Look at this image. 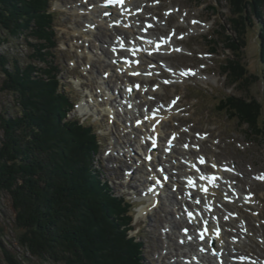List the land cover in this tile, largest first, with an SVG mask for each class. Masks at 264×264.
I'll list each match as a JSON object with an SVG mask.
<instances>
[{
	"label": "rangeland",
	"instance_id": "374dc122",
	"mask_svg": "<svg viewBox=\"0 0 264 264\" xmlns=\"http://www.w3.org/2000/svg\"><path fill=\"white\" fill-rule=\"evenodd\" d=\"M94 1L54 0V7L58 10L56 28L59 31V47L57 53L61 63L63 81L72 97L78 102L83 99L99 100L95 101L97 111L93 109L94 103L91 104L90 113L81 114L77 107L70 113V117L78 114L82 121L95 122L94 127L99 131L102 143L100 153L95 157V166L102 178L110 182L113 191L126 194L132 199L136 214L132 222L134 230L131 231V235L143 241L144 263L191 264L190 258L186 259L187 256H184L193 246L187 247L182 241L190 221L184 220L180 205L176 203L175 196H173L174 199L172 198L173 192L170 191L173 189V184L168 186V183H163L167 185L166 191L158 192L156 203H153L152 197L142 196L144 188L147 189L150 184H153L151 182L152 171L157 168L158 162L151 163L150 159V162L146 163L147 157L140 146L141 144L147 147L144 142H140L144 130L141 129L133 134L127 129L131 123L141 127L145 123L144 119H139L140 123L143 120L141 125L136 124L138 121L136 118L141 115L136 114V116L129 117L128 109L119 106L120 102L128 104L124 94L127 90L125 89L127 82L124 78L118 80L116 76H113L112 71L116 69L118 62L117 59L112 60L115 56L113 50H110L105 43L110 37L116 38L117 33L111 34L110 30L101 26V30L94 29L93 37L82 34V30L87 28V18H89L83 12L96 6ZM255 1L259 4L262 14L253 13V20L264 26V0ZM81 3L84 5L82 6ZM215 3L216 8H212L211 6ZM141 4V2H136L135 6ZM143 4L147 8L140 24L143 26L146 21H151L150 24L155 27L152 30L155 38L170 36L174 33L173 41H175L176 50L168 53L169 55H165L167 50H164L161 54L152 55L153 58L149 62L144 61L147 67L154 68L155 66L156 76H152L148 81L133 78V83L139 80L138 85L141 87L147 85V89L159 87L160 90L150 93L153 104L147 101L148 97H145L143 93L139 94L136 100L142 102L141 109L148 107L151 111H154L157 104L162 107L170 103L175 104L174 116L164 121L163 142L172 137L171 134L174 133L179 138L178 147H183L185 144L195 146L191 157L179 154L178 159L189 157L195 160L199 156L206 157V163H204V166L208 164V167H205L206 172L217 171L216 166L213 167V162L215 165H230L236 170L227 183L236 184L241 199L245 198L244 201L247 199L245 195L251 194L255 195L256 202L245 206L239 204L229 206L228 211L237 212L246 219L243 226H239L240 223L231 222L241 228V233L237 235L242 234V236L235 237V239L241 241L238 250L243 247L241 251L251 253L253 257L257 256V261L261 263L264 259V137L247 133L238 125L237 120L215 109L224 94H237L246 98L253 96L264 103V75L257 42L259 28L254 26L255 23L251 27L247 26L248 30L243 34L246 35L243 39L246 45L240 61L247 69L248 75L250 73L260 74V77H249L246 87L241 85V90L238 89L240 86H237V83L230 81L225 67L223 68L221 64L234 56L231 50L225 49L226 41H220L217 44L211 42L213 38H220L219 31H223V34H234L230 19L231 5L228 0H148ZM74 7H80L82 10L75 11ZM123 36L128 38L133 35L126 33ZM212 49H215V52ZM0 50L18 56L21 61H25L29 53L25 39L22 37L1 45ZM185 68L190 70V73L183 76V79L177 78ZM104 76L107 81L105 84L102 83ZM1 78L0 75V80ZM101 84L107 88L105 93H99ZM86 93H93L94 97H87ZM101 94L106 95L109 100L102 98ZM108 101L115 105L114 114L107 113L104 108ZM9 104L12 105L11 109L14 111L12 96L1 93L0 109ZM175 136L171 140L176 141ZM125 140L127 142L132 140L131 146L128 143L129 148H125L123 143ZM187 161L189 160L184 161L186 167H191ZM185 169L181 167L179 171L184 173ZM147 178H149L148 183L145 182ZM160 178L164 179L162 176ZM155 182L158 184L157 180ZM152 203L155 208L151 207ZM11 206L10 197L4 194L0 199V225H5L2 244L12 249L17 255L24 254L29 258V261H22L21 264H41L40 260L23 252L19 247L17 238L19 231L14 225ZM174 222L178 223L177 227ZM231 223L226 226L230 232L235 229L232 228ZM221 226L224 228V224ZM245 229L247 232L248 229H252L253 236L249 237L244 234ZM226 237L225 241H228ZM188 254L191 256L189 251ZM0 264H8L1 246Z\"/></svg>",
	"mask_w": 264,
	"mask_h": 264
},
{
	"label": "trees",
	"instance_id": "16d2710c",
	"mask_svg": "<svg viewBox=\"0 0 264 264\" xmlns=\"http://www.w3.org/2000/svg\"><path fill=\"white\" fill-rule=\"evenodd\" d=\"M228 1L234 34L219 31L211 42L226 41L234 56L221 64L242 90L249 77H260L248 75L240 61L243 34L254 23L264 75V26L253 20L262 10L255 0ZM53 3L0 0V46L22 37L29 50L25 61L0 50V94H10L15 105L14 111L11 104L0 109V199L10 197L19 247L41 264H145L143 241L131 235L134 204L113 191L95 166L102 147L95 122L70 117L77 101L62 78ZM215 109L264 137V103L258 98L224 94ZM4 236L0 225L6 262L29 261L6 248Z\"/></svg>",
	"mask_w": 264,
	"mask_h": 264
},
{
	"label": "bare ground",
	"instance_id": "6f19581e",
	"mask_svg": "<svg viewBox=\"0 0 264 264\" xmlns=\"http://www.w3.org/2000/svg\"><path fill=\"white\" fill-rule=\"evenodd\" d=\"M145 1L148 0H125L122 5L115 4L110 7L106 5L103 0H95L94 4L96 6L93 7L94 10L91 11L89 8L87 9L88 11L84 10L83 12L88 15L89 18H87V28L82 30V34L93 37L95 35L94 29L101 30V26L105 27L108 31L110 30L111 34L117 33L116 38L110 37L109 41H105V43L110 50H113L115 56L112 57V60L117 59L118 62V64H116V69H113L114 71H112L113 76H116L118 80L124 78L127 82V85H125V89L127 90L124 94L128 104L120 102L119 106L128 109V111H126L129 117L140 114L141 116L136 118V120H138L137 124H139V119H144L145 123L141 127L131 123L127 129L133 134L141 129L144 130V135L140 142H144L147 147H143L141 144L140 146L144 155L147 157L146 163H149L150 159L152 161L151 163L158 162L157 168L152 171L153 178L151 179V182L155 184V180L162 176L164 182L168 183V186L173 184V189L170 191L173 192L172 198L174 199L173 196H175L176 203L180 205V209L184 213L182 216L184 220L186 222L190 221L189 227H187L189 234H186V236L184 235L185 239H183V243L187 247H193L188 250L189 253H191V256H188L189 254L187 251L184 257L187 256L186 259L190 258L192 262L191 264H214L216 261H219L217 264H263L264 259L259 263L256 259L257 256L253 257L251 256V253H244L241 251L243 247L238 250L241 241L235 239V237L239 238L242 236V234L240 236L237 234L241 233V228L239 226H243L242 224L246 219L245 216L228 210H230V205L239 204L245 206L247 203L244 201L245 198H242L243 200L241 199L236 184L234 185L232 182L228 184L226 182V179L230 180L234 173H231L230 171L225 172L216 166L217 172L213 173H222L223 179L215 181L213 186L208 185L207 179H201V176H206L208 178L211 174L205 173V167H208V164L204 166V163H206V157L199 156L195 160H191L189 157H181L180 159L177 157L179 154L189 155L191 157V153L195 150V146L185 144L183 147H178L179 138H177L174 133H172L171 136H175V139H177L176 141L171 140L172 137H170L163 142L164 121L174 116L176 109L175 104L170 103L163 107L160 104H157L154 107V111H151L148 107L141 109L140 105L142 102L136 100V97L143 93L145 94V97H148L147 101L153 104L151 102V94L160 90L159 87L147 89V85L138 89L137 86L138 83H140L139 80L133 83V78L148 81L152 76H156L155 66L154 68L151 66L147 67L144 64V61L149 62V60L153 58L152 55L161 54L164 50H167L165 55H169L168 53H173L175 49V41H173L174 33L170 36L155 38L152 31L155 27L150 25L149 21H146L143 26L140 24V20L145 14L147 8L146 5L143 4ZM136 2H141L142 4L135 6ZM81 5L83 4L81 3ZM74 8L75 11L82 10L80 7ZM139 8L144 9L142 14H138L137 11H135ZM116 21L119 22V27L114 26ZM126 33H131L134 37L131 36L125 38L123 35ZM158 43L162 44L160 45ZM140 46H143L144 51L141 54L138 53L135 57L136 52L133 51H137L136 49ZM121 47H123V50H121ZM138 59H142V63L139 64V66H136L135 62ZM178 75L177 78H184L180 73ZM105 76L108 77V75ZM105 76L102 81L104 84L107 83ZM103 86L105 85L101 84L100 93H105L107 90V88H104ZM112 92L115 93V91ZM119 92L120 91H118V93ZM88 96L94 97L93 93L88 94ZM96 96L98 97L97 94ZM101 97L109 100L106 95L101 94ZM89 100L92 99L89 98ZM95 101L99 100L88 101L87 99H83V101L79 103L78 111L81 112V114H85L86 112L90 113L89 109L92 110L91 104L94 103L95 106L93 109L95 108L94 111H97V102ZM104 108H106V112L109 114H114V112H116L115 105H113L112 102L108 101ZM154 113L158 115L154 117ZM128 119L126 120L128 121ZM149 125L151 127H149ZM125 141H123L125 148H129V144L131 146L132 140H129L130 142ZM162 150H164V152H162ZM138 155L142 154L138 153ZM161 157H163L164 160ZM201 157L204 159L203 164L200 163ZM184 159L189 160L191 167H186V163H183ZM184 164L185 166H183ZM196 164H200L197 170H195ZM213 165H215L214 162ZM181 167L186 168L184 173L179 171ZM148 180L149 178H147L145 182L148 183ZM189 180L194 181L195 186L189 184ZM165 187H167L166 184L164 187L159 185L158 188H155L154 185L150 184L149 187L145 189V195L150 196V198L152 197L153 201L156 202L158 190H162V192L166 191ZM195 187H197V189H195ZM205 188H207V194H204ZM255 202L256 197L254 196L249 205L254 204ZM151 207L155 208L153 203L151 204ZM231 222L240 224H238V226ZM230 223L232 224V228H235L234 230H231V232L226 227L227 224ZM222 224H224V228L221 227ZM174 225L177 227L178 223L174 222ZM195 226L197 229H194ZM220 227L223 231L218 238L217 232L220 231ZM206 229L209 230V235H206V233L204 234ZM194 230L196 232H193ZM251 230L248 229L247 232L245 229L243 233L249 237L253 236L254 233H252ZM231 233H233L232 236H230ZM225 237L228 241H225ZM194 246H196V249H194ZM217 257H219L220 260H216Z\"/></svg>",
	"mask_w": 264,
	"mask_h": 264
},
{
	"label": "snow or ice",
	"instance_id": "6c2138e0",
	"mask_svg": "<svg viewBox=\"0 0 264 264\" xmlns=\"http://www.w3.org/2000/svg\"><path fill=\"white\" fill-rule=\"evenodd\" d=\"M189 71H190V70H189ZM184 74H187V73H184ZM137 87H138V86H137ZM200 163H201V164L204 163V159H203L202 157L200 158ZM213 167H215V165H214ZM211 178H212L213 181H215V180L217 179V178L215 177V175H213ZM201 179H207V177H206V176H201ZM189 184L195 186V183H194V181H192V180H189ZM204 190L207 191V188H205ZM197 202H198V201H197ZM201 238H203V237H201Z\"/></svg>",
	"mask_w": 264,
	"mask_h": 264
}]
</instances>
